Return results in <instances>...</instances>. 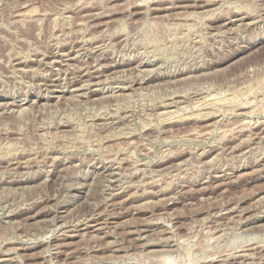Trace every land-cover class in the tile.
Listing matches in <instances>:
<instances>
[{
	"label": "rangeland",
	"instance_id": "obj_1",
	"mask_svg": "<svg viewBox=\"0 0 264 264\" xmlns=\"http://www.w3.org/2000/svg\"><path fill=\"white\" fill-rule=\"evenodd\" d=\"M0 264H264V0H0Z\"/></svg>",
	"mask_w": 264,
	"mask_h": 264
},
{
	"label": "bare ground",
	"instance_id": "obj_2",
	"mask_svg": "<svg viewBox=\"0 0 264 264\" xmlns=\"http://www.w3.org/2000/svg\"><path fill=\"white\" fill-rule=\"evenodd\" d=\"M79 4V3H78ZM248 6V5H247ZM258 7V6H257ZM128 8V7H127ZM241 8V7H240ZM34 9V8H33ZM254 9V8H253ZM128 10V9H127ZM30 12V11H29ZM28 12V13H29ZM90 13V12H89ZM34 14V13H33ZM30 17V16H29ZM193 17V16H192ZM77 23V22H76ZM82 24V23H81ZM154 24V23H153ZM127 25V24H126ZM71 26V25H70ZM124 26V25H123ZM122 31V30H121ZM186 31V30H185ZM222 31V30H221ZM174 32V31H173ZM124 33V32H123ZM89 37V36H88ZM133 37V36H132ZM174 37V36H173ZM88 39V38H87ZM176 39V38H175ZM168 40V39H167ZM233 42V41H232ZM177 46V45H176ZM148 47V46H147ZM160 50V49H159ZM171 52V51H170ZM165 54V53H164ZM81 59V58H80ZM163 60V59H162ZM187 62V61H186ZM124 67V66H123ZM187 72V71H186ZM84 73V72H83ZM180 74V73H179ZM189 74V73H188ZM185 75H186V73H185ZM174 77V76H173ZM178 77V76H177ZM176 77V78H177ZM180 78V77H179ZM143 81V80H142ZM139 82V81H138ZM134 83V82H133ZM202 84V83H201ZM3 86V85H2ZM198 87V86H197ZM203 89V88H202ZM207 91V90H206ZM172 93V92H171ZM176 94V93H175ZM216 98V97H215ZM246 99V98H245ZM46 104V103H45ZM242 104V103H241ZM196 105V104H195ZM202 105H204L205 106V104H202ZM201 105V106H202ZM245 106V105H244ZM26 109V108H25ZM171 112V111H170ZM245 112V111H244ZM243 113V112H242ZM170 115V114H169ZM168 115V116H169ZM198 116V115H197ZM97 117V116H96ZM113 117V116H112ZM103 118V117H102ZM162 118V117H161ZM205 118V117H204ZM59 120V119H58ZM138 120V119H137ZM67 121V120H66ZM60 124V123H59ZM242 128V127H241ZM38 131V130H37ZM122 135V134H121ZM119 136V135H118ZM47 139V138H46ZM108 139V138H107ZM9 142V141H8ZM131 142V141H130ZM10 144H11V142H10ZM13 146V145H12ZM18 150V149H17ZM165 155V154H164ZM224 156V155H223ZM112 161V160H111ZM118 163V162H117ZM18 165V164H17ZM138 172V171H137ZM10 173V172H9ZM240 175V174H239ZM159 184V183H158ZM109 191V190H108ZM205 198V197H204ZM122 202V201H121ZM261 204V203H260ZM65 215V214H64ZM159 221V220H158ZM226 223V222H225ZM99 226V225H98ZM100 228V227H99ZM98 228V229H99ZM112 229V228H111ZM206 230V229H205ZM212 231V230H211ZM211 233V232H210ZM235 233V232H234ZM91 234V233H90ZM223 235V234H222ZM253 235V234H252ZM40 236V235H39ZM36 237V236H35ZM43 237V236H42ZM68 237V236H67ZM178 237V236H177ZM222 237V236H221ZM219 238V237H218ZM174 239V238H173ZM257 239V238H256ZM153 242V241H152ZM252 242V241H251ZM258 244V243H257ZM261 246V245H260ZM238 249V248H237ZM59 250V249H58ZM235 251V250H234ZM137 252V251H136ZM128 253V252H127ZM57 255V254H56ZM245 256H247V255H245ZM244 256V257H245ZM249 257V256H248ZM171 258V257H170ZM252 258V257H251ZM168 259V258H167ZM242 260V259H241ZM171 261V260H170Z\"/></svg>",
	"mask_w": 264,
	"mask_h": 264
}]
</instances>
